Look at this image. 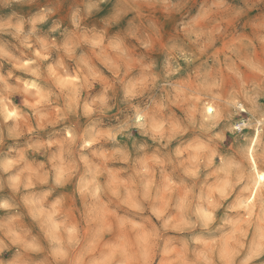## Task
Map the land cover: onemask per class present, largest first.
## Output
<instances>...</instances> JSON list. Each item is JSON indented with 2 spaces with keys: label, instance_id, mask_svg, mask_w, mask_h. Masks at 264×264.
Here are the masks:
<instances>
[{
  "label": "clouds",
  "instance_id": "9594fccd",
  "mask_svg": "<svg viewBox=\"0 0 264 264\" xmlns=\"http://www.w3.org/2000/svg\"><path fill=\"white\" fill-rule=\"evenodd\" d=\"M0 264H264V0H0Z\"/></svg>",
  "mask_w": 264,
  "mask_h": 264
}]
</instances>
